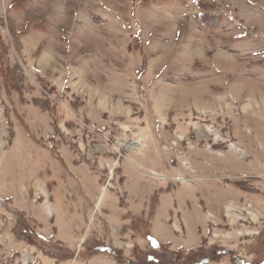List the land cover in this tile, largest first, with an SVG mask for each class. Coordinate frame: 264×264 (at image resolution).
<instances>
[{
	"label": "rangeland",
	"instance_id": "374dc122",
	"mask_svg": "<svg viewBox=\"0 0 264 264\" xmlns=\"http://www.w3.org/2000/svg\"><path fill=\"white\" fill-rule=\"evenodd\" d=\"M11 2L0 0V264H119L88 236L81 249L57 238L68 202L41 167L78 152L98 161L102 195L129 157L155 189L137 249L264 264V0ZM150 218L169 239L151 240Z\"/></svg>",
	"mask_w": 264,
	"mask_h": 264
},
{
	"label": "crops",
	"instance_id": "0c3cea01",
	"mask_svg": "<svg viewBox=\"0 0 264 264\" xmlns=\"http://www.w3.org/2000/svg\"><path fill=\"white\" fill-rule=\"evenodd\" d=\"M35 28V30L41 32L52 30V27ZM42 56L44 61L42 63L50 65L49 56H46V53L41 55L40 58ZM34 66H36V62ZM48 83L47 86L60 92L62 80H50ZM63 158L64 161L61 160L60 162L57 159V162L50 160L49 163L47 161L46 166L41 167L43 174H47L46 177L53 182L54 188L51 196H57L56 199L62 197L68 202L65 210L60 208L58 211V222L55 224L57 238L59 234L65 233L67 236L64 238L74 241L71 245L81 249L87 242H84V237L88 236L87 239L101 242L105 247L111 245V247L121 251L124 256L130 257L136 249L135 245L137 243L135 225L139 221L142 224L141 220L148 219V198L155 193V189H152L149 193L148 182L138 171L141 166L133 157L126 158L121 164L122 182L117 186L115 185V191H108L102 195V186L95 172L98 161L93 159V155L86 154L88 162H82L84 159L83 154L80 152L72 153L70 156ZM90 159L93 161L90 162ZM131 165L135 167L131 168ZM41 170L35 172L42 175ZM131 175H134V183L132 181L130 183ZM117 189L123 190V194L116 193ZM73 199L76 203L74 206L72 202H69ZM142 222L145 224L147 221ZM149 224V231L154 241L163 242L162 240L169 239L158 233L168 232V234H171L172 227L170 225L164 223L160 218H150ZM121 238H123V241ZM124 241L129 243L125 244ZM127 246H131V248L127 249Z\"/></svg>",
	"mask_w": 264,
	"mask_h": 264
},
{
	"label": "trees",
	"instance_id": "16d2710c",
	"mask_svg": "<svg viewBox=\"0 0 264 264\" xmlns=\"http://www.w3.org/2000/svg\"><path fill=\"white\" fill-rule=\"evenodd\" d=\"M10 1H12L11 2L12 7L14 6L21 7L20 5L23 6L24 4L23 2L25 0H10ZM132 1L136 3L138 0H132ZM158 1H166V0H143V3L147 5V4L156 3ZM24 223L25 224H23V227L25 228V230L29 231V233H32V235L28 237V239L35 240L34 238H32L33 236L36 237L35 231L32 229V227L27 222L24 221ZM21 230H22V227H21ZM151 240L154 241L152 238ZM25 241H27V239H25ZM164 248H165L164 246L158 245V249H156L154 252H150V251L147 252V251L139 250L136 248L130 257L124 256L121 251H117V250L111 251L109 250V248L103 245L95 246L94 248L91 247L89 250L90 252L92 251L95 254L99 252H103V253L107 252L110 256L114 257L119 264H175L173 260H168V258H165L166 255H163ZM160 251H163V253ZM172 255L174 256L175 254L173 253ZM189 256H190L189 261L194 262L195 258L198 256V253L192 252ZM182 264H185V263H182Z\"/></svg>",
	"mask_w": 264,
	"mask_h": 264
},
{
	"label": "built area",
	"instance_id": "2783aa9c",
	"mask_svg": "<svg viewBox=\"0 0 264 264\" xmlns=\"http://www.w3.org/2000/svg\"><path fill=\"white\" fill-rule=\"evenodd\" d=\"M116 164H118V162H115ZM115 165V164H114ZM107 166L109 167V168H111V166H110V164L109 163H107ZM112 168H114V167H112ZM111 168V169H112ZM116 168V167H115ZM115 169H113V171H114Z\"/></svg>",
	"mask_w": 264,
	"mask_h": 264
}]
</instances>
